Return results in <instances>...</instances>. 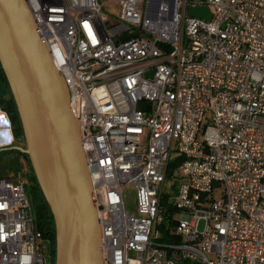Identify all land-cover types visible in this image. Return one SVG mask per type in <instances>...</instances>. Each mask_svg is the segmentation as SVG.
<instances>
[{"label":"built area","instance_id":"1","mask_svg":"<svg viewBox=\"0 0 264 264\" xmlns=\"http://www.w3.org/2000/svg\"><path fill=\"white\" fill-rule=\"evenodd\" d=\"M26 4L79 121L104 264H264V0H120L112 21L99 0ZM42 240L0 178V264H46Z\"/></svg>","mask_w":264,"mask_h":264},{"label":"water","instance_id":"2","mask_svg":"<svg viewBox=\"0 0 264 264\" xmlns=\"http://www.w3.org/2000/svg\"><path fill=\"white\" fill-rule=\"evenodd\" d=\"M188 16L210 21L212 12L207 6H192ZM0 66L24 142L23 147L3 150H18L29 159L54 219V264H104L79 121L71 113L67 85L53 64L26 0H0ZM147 77H152V72Z\"/></svg>","mask_w":264,"mask_h":264},{"label":"trees","instance_id":"3","mask_svg":"<svg viewBox=\"0 0 264 264\" xmlns=\"http://www.w3.org/2000/svg\"><path fill=\"white\" fill-rule=\"evenodd\" d=\"M132 37H135L134 34H128L124 35L121 39L122 40H127ZM0 108L3 112L6 113L8 121L10 123V128L12 131L13 139H14V144L13 146H22L24 144L23 142V132H22V127L21 123L17 114L16 106L14 103V100L12 98V95L10 93L6 78L4 76L3 70L0 66ZM12 153V154H10ZM0 157L9 159L13 163H17L21 165L23 168L22 172L19 174L20 178L25 179V189L28 194V198L30 200L34 216H35V223H36V228L38 231L41 232L42 234V243H44L45 248L49 249L51 252V264L55 263V248H56V243H55V225H54V219L53 215L51 213V210L44 199V196L39 188V185L36 181V178L33 174V171L31 169L29 159L26 155L21 153L18 150L14 149H7L0 151ZM181 161V158L178 156H175L168 165V178L175 177L176 181H174L173 187L177 186L179 184L181 177L179 174L174 173L175 170L177 169L179 162ZM16 176V175H15ZM11 177L9 175L4 174L0 172V178H8ZM16 178L17 181L21 179ZM15 179V180H16ZM163 208H166V217H169L170 214H168V211L171 213L174 212L172 208H169V202L166 199H163L162 201ZM172 221L164 222L160 228L162 232V237L161 239L164 241H175L177 242L170 234H169V228L172 226ZM44 248V249H45Z\"/></svg>","mask_w":264,"mask_h":264},{"label":"rangeland","instance_id":"4","mask_svg":"<svg viewBox=\"0 0 264 264\" xmlns=\"http://www.w3.org/2000/svg\"><path fill=\"white\" fill-rule=\"evenodd\" d=\"M99 3L103 6L104 11L110 16V21L113 20V17H111V16L117 17L121 12L120 0H99ZM6 121L8 124V127H6V128L8 129L9 123H8V120H6ZM23 146L24 145H22V147ZM20 147H21V145H20ZM10 154H12V153H10ZM22 170H23V168L21 167V165H19L17 163H13L9 159L0 157V172H2L4 174L7 173V175L11 176V178L16 179L17 177L20 178L19 174L22 172ZM21 182H23L25 184V179L22 178ZM220 192H221V190L215 191L216 198L220 197V195H221ZM123 197H124L125 209L128 212L137 214V203H136V196H135V188L132 185H128L125 188ZM180 216H181L180 212L175 213L176 218H179Z\"/></svg>","mask_w":264,"mask_h":264},{"label":"crops","instance_id":"5","mask_svg":"<svg viewBox=\"0 0 264 264\" xmlns=\"http://www.w3.org/2000/svg\"><path fill=\"white\" fill-rule=\"evenodd\" d=\"M6 116H7L6 113L3 112L0 108V151H2L4 148L12 147L14 144L11 128L10 127L8 129L6 128L8 127L6 121L8 120V118Z\"/></svg>","mask_w":264,"mask_h":264},{"label":"flooded vegetation","instance_id":"6","mask_svg":"<svg viewBox=\"0 0 264 264\" xmlns=\"http://www.w3.org/2000/svg\"><path fill=\"white\" fill-rule=\"evenodd\" d=\"M43 255L46 261V264H51V252L49 251V249L45 248L43 250Z\"/></svg>","mask_w":264,"mask_h":264}]
</instances>
